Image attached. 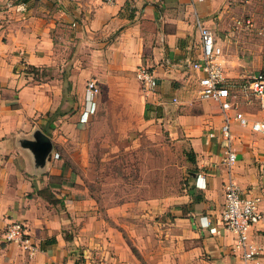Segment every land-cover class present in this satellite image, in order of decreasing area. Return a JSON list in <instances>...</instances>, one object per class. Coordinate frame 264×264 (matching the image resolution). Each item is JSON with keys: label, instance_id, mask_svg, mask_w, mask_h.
<instances>
[{"label": "crops", "instance_id": "crops-1", "mask_svg": "<svg viewBox=\"0 0 264 264\" xmlns=\"http://www.w3.org/2000/svg\"><path fill=\"white\" fill-rule=\"evenodd\" d=\"M222 4L0 0V264H245L236 232L219 218L229 176L243 193L260 197L264 211V133L252 128L264 111L248 87L264 70V44L234 27ZM199 20L225 50L221 62L232 100L248 119L247 125L231 123L232 166L224 162L221 104L201 95V73L191 65L202 55ZM141 65L157 78L154 90L139 92L144 113L165 120L193 150V192L182 206L167 208L171 214L155 199L104 215L81 179L88 141L78 129L90 119L81 122L78 112L73 124L52 116L65 100V77L83 111L88 80L101 92L118 82L141 84ZM34 68H54L61 77L36 80ZM56 125L61 129H50ZM38 132L48 137L45 152L28 144H38ZM14 221L25 224L31 249L6 239ZM246 234L247 248L256 252L246 264H264V219Z\"/></svg>", "mask_w": 264, "mask_h": 264}, {"label": "rangeland", "instance_id": "rangeland-1", "mask_svg": "<svg viewBox=\"0 0 264 264\" xmlns=\"http://www.w3.org/2000/svg\"><path fill=\"white\" fill-rule=\"evenodd\" d=\"M222 5L234 27L241 25L250 32L246 35L248 40L264 44V0H223ZM224 53L223 49L222 59ZM34 72V78L40 81L49 76L61 77L54 68ZM63 84L65 100L52 117L75 124L83 103L78 104L67 77ZM142 88V84L118 82L111 90H103L98 95V109L78 129V135L88 141L81 179L90 187L104 215L122 214L124 205L129 203L136 210L135 203L155 199L163 202L164 214H171L167 208L182 206V200L193 192L195 160L190 143L185 136L173 134L165 120L144 113L145 100L139 93ZM50 129L61 128L56 125ZM70 133L75 135L77 131ZM194 193L197 195V191Z\"/></svg>", "mask_w": 264, "mask_h": 264}, {"label": "built area", "instance_id": "built-area-1", "mask_svg": "<svg viewBox=\"0 0 264 264\" xmlns=\"http://www.w3.org/2000/svg\"><path fill=\"white\" fill-rule=\"evenodd\" d=\"M102 3H113L116 0H100ZM202 40V55L196 61H192V67L201 73V95L205 98L217 100L221 104L224 122L221 133L224 139L226 156L224 162L232 166L237 161V154L231 145V123L237 120L243 125L248 124V119L237 110L232 100L230 84L227 82L223 64L221 62L222 47L218 44L215 34L210 27L198 21ZM264 34V31L262 32ZM137 77L146 90H154L157 78L154 72L147 66L137 69ZM252 94L260 100L264 111V70L254 74L248 83ZM101 93L99 83L90 79L86 83V105L80 115V121L86 122L97 110V98ZM176 100V99H175ZM235 110L234 113H230ZM252 128L264 133V119L252 122ZM211 135H215L211 132ZM260 197L243 193L236 180L229 176L225 182V203L219 218V223L227 229L233 230L238 236V244L243 247V259L254 258L256 252L253 248H247V230L254 224L264 219V211L259 208ZM216 230V228H212ZM5 237L10 242H17L24 248L33 247L26 226L21 221L12 222L5 231Z\"/></svg>", "mask_w": 264, "mask_h": 264}, {"label": "water", "instance_id": "water-1", "mask_svg": "<svg viewBox=\"0 0 264 264\" xmlns=\"http://www.w3.org/2000/svg\"><path fill=\"white\" fill-rule=\"evenodd\" d=\"M39 140L38 144H36L35 142H28L29 145H35L36 148L40 149L41 151L44 150V152L49 148L50 143L48 140V137L43 134V132H38L37 136H36Z\"/></svg>", "mask_w": 264, "mask_h": 264}, {"label": "trees", "instance_id": "trees-1", "mask_svg": "<svg viewBox=\"0 0 264 264\" xmlns=\"http://www.w3.org/2000/svg\"><path fill=\"white\" fill-rule=\"evenodd\" d=\"M34 70H36V68H34Z\"/></svg>", "mask_w": 264, "mask_h": 264}]
</instances>
